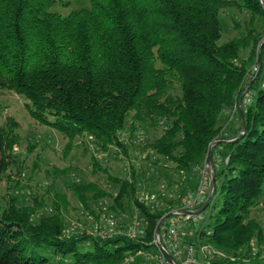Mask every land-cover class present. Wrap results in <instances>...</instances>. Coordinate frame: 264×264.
Wrapping results in <instances>:
<instances>
[{"label": "trees", "instance_id": "1", "mask_svg": "<svg viewBox=\"0 0 264 264\" xmlns=\"http://www.w3.org/2000/svg\"><path fill=\"white\" fill-rule=\"evenodd\" d=\"M56 3L0 0V90L23 97L33 119L67 137L69 148L88 136L104 152L114 149L117 156L129 157L132 146L144 145L151 170L165 161L177 176L196 172L209 146L220 140L219 164L215 147L212 151V200L221 196L220 206L210 214L208 228L185 243L216 252L198 264H264V26L220 43L222 13L245 8L253 15L252 25L256 17L264 20L262 0H91L90 7L68 16L52 11ZM252 81L242 99V133L241 110L232 112ZM130 115L132 132L162 134L144 144L141 135L126 139ZM6 122L0 126V183L9 178L7 160L16 158L20 140L18 123L10 117ZM133 167L127 164L126 179L103 169L119 186L114 195L95 182L69 180L85 212L100 219L96 227L71 225L62 210L69 206L66 194L56 193L53 208L42 212L43 201L31 192L21 200L19 184L8 185L9 197L0 206V264H142L156 249L162 217L191 189L152 197L156 188L151 186L152 193L144 194L141 172ZM106 197L113 202L109 211L93 209ZM126 201L145 220L135 237L121 220L116 231H107L109 212L116 219Z\"/></svg>", "mask_w": 264, "mask_h": 264}, {"label": "rangeland", "instance_id": "2", "mask_svg": "<svg viewBox=\"0 0 264 264\" xmlns=\"http://www.w3.org/2000/svg\"><path fill=\"white\" fill-rule=\"evenodd\" d=\"M90 2L91 0H57L52 11L63 16H68L76 10L90 7ZM252 20V13L245 10V8H241L240 10L231 9L222 13L221 24H223L224 31L220 43L223 44L241 35L244 36L248 33L249 29L253 27L259 29L261 24L264 26V20L261 21L258 17L253 21L254 25L250 24ZM253 71H255V68H253L252 73ZM252 73L249 78L252 77ZM250 94H253L252 97H254L256 92L254 91ZM131 116L132 115L129 116L126 129H124V136L126 139L137 140L136 136L141 135L145 137L141 138L142 144H144L145 141L151 142L162 134L161 130L150 131L147 134L139 128L136 129L135 132H132V130H130ZM9 117L13 118L15 122L18 123L17 134L20 140L18 145L14 148V156H16V158L13 157L7 160L8 162L11 161L6 172L9 178L5 177L0 183V206L3 204V201H6L9 197L6 196L5 198L8 185L12 186L19 184L18 186H20V188L17 195L20 196L19 198L21 200H26L32 194L34 198L41 200V202L43 201L41 205L42 212H48L47 210L53 208V204H55L54 202L56 201V193L66 194L69 206L67 211L62 208L63 212H65L64 216L68 218V221L75 229H81L95 225L100 219L96 222L95 220L97 219L94 216L88 215L85 212L83 205L77 197H74V194L69 188L70 181H83L84 183L95 182L102 190L114 195L119 186L109 180L108 174L120 179H126L127 172L125 168L127 164L130 163V166H134L133 168H135L137 172H141V178L143 177L142 185L144 187V191L142 192L144 194L149 195L152 193H150L151 186L156 188V191L151 194L153 197L158 191L167 195L179 191L183 186L184 188L191 189L190 192H192L200 179V173L197 171L193 172L189 177L188 175H184L183 177L177 176L173 172L170 166L171 164L165 161L160 164L161 167L155 166L152 167L151 170L148 166V161L144 158L147 152L143 150L144 145L141 147L132 146L129 150V157L123 156V154L117 156L114 149H111L109 152H104L101 148L97 147L94 144L96 142L88 136L75 139L69 148L70 145L66 146L69 143L67 137L58 133L55 129H50L41 125L33 119L29 113V109H27V101L23 97L12 91L0 90V126L6 125V121ZM221 150H223L221 144L216 145L214 148L213 152L216 164L221 162V155L219 154ZM96 162L97 167L94 168V163ZM98 168L106 170L108 174H105L104 170H98ZM144 170H146V173ZM169 180L174 181V184L170 187L167 185ZM8 182H10V184H8ZM178 183H180V185ZM47 185H49L50 189H48ZM137 194L139 195V193ZM125 203V212H120L119 215L116 216L118 221L114 218H110L112 217L111 212H109L107 220L109 222L112 220L116 224L121 220V222L128 223V227L135 228V232L140 234L145 224L143 214L136 207L129 206L127 201ZM220 203L221 196L217 195L212 202H210L209 206L198 215V217L202 218V223L191 224L190 230L195 233L196 231H200V229H207L210 223L209 216L217 212ZM112 204V199L106 197L98 201L93 209L101 207L103 212H106L105 210H108V207ZM53 211L54 210L51 212ZM103 212L102 215H104ZM99 214L101 213L99 212ZM260 219L263 220L264 215H262ZM101 220L104 219L101 218ZM102 224L104 225L103 221ZM96 226L97 225L94 227ZM107 231H110V228H108ZM194 238L195 237H192L190 240L193 241ZM180 239L182 242L188 243L189 238H184V236L181 235ZM156 249L151 250L152 252L145 257L146 260L144 259L141 262L155 264ZM198 253V258L201 259L200 249H198Z\"/></svg>", "mask_w": 264, "mask_h": 264}, {"label": "built area", "instance_id": "3", "mask_svg": "<svg viewBox=\"0 0 264 264\" xmlns=\"http://www.w3.org/2000/svg\"><path fill=\"white\" fill-rule=\"evenodd\" d=\"M251 97L247 98V103L251 102ZM240 109V105L237 102L233 108V114ZM200 173V179L196 185V189L193 192H189L184 196L180 202V206L174 210L169 217H167V224L165 229L162 230L160 236L155 237L154 243L157 247L156 264H198L199 253L198 249L194 245L186 244L181 241L180 236L182 229L185 226H189L193 223H202V218L196 216L195 212L199 210L200 203L204 196L208 193L210 183V171L206 164L196 168ZM154 200V198H152ZM110 231H116V223L110 220ZM136 229L130 227L128 234L135 237L137 233ZM211 234V230L208 231ZM106 235V234H105ZM201 259H211L216 252L214 249L203 246L200 248ZM169 256V257H168ZM171 257V258H170Z\"/></svg>", "mask_w": 264, "mask_h": 264}, {"label": "water", "instance_id": "4", "mask_svg": "<svg viewBox=\"0 0 264 264\" xmlns=\"http://www.w3.org/2000/svg\"><path fill=\"white\" fill-rule=\"evenodd\" d=\"M262 4L264 5V0H262ZM264 43V42H263ZM262 47V44L258 47L259 48V51H258V59H256V61L258 62V66L261 67V63H262V60L261 59V48ZM254 81V80H253ZM253 81L248 84V86H246L244 92L242 93V95L239 97L238 100V103L240 105V110L241 112L240 113V118H241V132L244 133L245 132V129H246V125L245 124V117H244V114L242 113V99L244 98L246 92L248 91V89L250 88L249 86L252 85ZM234 140L232 139V141H229V142H233ZM220 144V140L219 141H216V142H213L210 146H209V149H208V155H207V158H206V164L209 168V171H210V183H209V195L207 197V200L205 201V203H203L204 205L197 211L195 212L196 216L200 213H202L209 205V202L212 200V197H213V190H214V187H215V176H216V171H215V167H214V163H213V148ZM167 217H169V215H166L165 217H162V220L161 222L159 223V225L157 226V230L155 231L156 232V235L157 236H160L161 234V228H162V225L163 223L166 221ZM169 257V256H168ZM171 258V257H170Z\"/></svg>", "mask_w": 264, "mask_h": 264}, {"label": "crops", "instance_id": "5", "mask_svg": "<svg viewBox=\"0 0 264 264\" xmlns=\"http://www.w3.org/2000/svg\"><path fill=\"white\" fill-rule=\"evenodd\" d=\"M182 231V236H184V238H189L191 239L192 237H194V233L190 230V226H185V228L183 227ZM188 239V240H189Z\"/></svg>", "mask_w": 264, "mask_h": 264}]
</instances>
